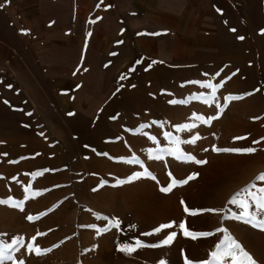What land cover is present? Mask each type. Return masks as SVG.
<instances>
[{"label":"rangeland","instance_id":"obj_1","mask_svg":"<svg viewBox=\"0 0 264 264\" xmlns=\"http://www.w3.org/2000/svg\"><path fill=\"white\" fill-rule=\"evenodd\" d=\"M96 2L0 0V264H202L226 236L264 264L228 203L264 187V0Z\"/></svg>","mask_w":264,"mask_h":264},{"label":"snow or ice","instance_id":"obj_2","mask_svg":"<svg viewBox=\"0 0 264 264\" xmlns=\"http://www.w3.org/2000/svg\"><path fill=\"white\" fill-rule=\"evenodd\" d=\"M242 39V38H241ZM201 87L205 88H212L213 93L215 92V87L210 84L201 85ZM214 98V97H213ZM240 97H231L230 99H239ZM228 99V98H226ZM207 102V101H205ZM179 103H185V101H179ZM195 119H203L202 117H195ZM207 122V121H205ZM185 128L188 127H194L185 125ZM196 139H199V137H196ZM237 139H244L242 137H238ZM192 143H195V139L191 141ZM174 143L179 144V141H174ZM214 151L220 152H235L237 154H252L255 152V149L253 148H247V149H213ZM176 152L179 151L177 148L175 150ZM155 159H160V156L154 157ZM177 158H180L179 156ZM187 160H192V157H187ZM135 163H139L138 160H134ZM197 163H206V161H196ZM37 175H42V173H38ZM154 178V177H153ZM192 177H189L191 179ZM257 181L264 182V173L260 174L257 178ZM188 181H176L175 179L172 180L173 185H183L186 184ZM31 190L29 188L25 189V192L28 193ZM161 191L168 192L171 191V187L168 188H162ZM36 195H39V193H32V197L34 198ZM0 203H5V201H0ZM12 207L19 208L23 210L24 203L17 202V201H10L9 202ZM183 203V201H182ZM229 204H232L236 208L240 209L239 215L233 214V219H242L245 223H250L254 227H259L261 230H264V187H258L257 183H252L249 186L245 187L241 191L237 192L229 201ZM205 211H215L211 209L206 210H190L187 206H185V212L190 215H198L202 214ZM38 218V217H37ZM227 218V217H226ZM28 220L32 221L33 217L28 216ZM174 227V224H167L162 225L159 229H156V232L161 231L162 229L171 228ZM180 229L183 231V234L187 237H190L192 239H197L200 237H206L212 235V233H194L190 232L186 224L184 222H181L179 225ZM220 232H226V229H219ZM175 238V233H172L167 236L165 240H163V245H169L172 240ZM17 245L21 244L20 240H14L11 245L3 243L0 241V262L3 261H12L13 260V252L16 250ZM138 246H144L138 242ZM28 250L35 255H44L46 254V250H43L39 248L38 246H35V244H29ZM121 251H126L131 253L132 251H135L134 247L131 246H124L120 249ZM211 258L208 261L202 262V264H256V261L252 258V256L246 252L242 246L236 242L234 239H232L231 236H226L225 239L221 240L220 243L216 245L215 251H213L210 254ZM15 264V262H14ZM20 264H23V261H20ZM161 264H165L164 261H161ZM185 264H191L190 261L187 260L185 257Z\"/></svg>","mask_w":264,"mask_h":264},{"label":"crops","instance_id":"obj_3","mask_svg":"<svg viewBox=\"0 0 264 264\" xmlns=\"http://www.w3.org/2000/svg\"><path fill=\"white\" fill-rule=\"evenodd\" d=\"M86 1V0H84ZM101 1V2H100ZM103 1V2H102ZM113 2L114 0H97V2L95 4L92 3V9H95V11H99V10H102L103 11V8L105 7L106 4H108L109 2ZM120 1V0H118ZM121 1H124L125 3H127V5H131V3L135 0H121ZM88 4L85 3V7H87ZM118 7H119V4H118ZM102 14L103 16L105 15V13H100Z\"/></svg>","mask_w":264,"mask_h":264},{"label":"bare ground","instance_id":"obj_4","mask_svg":"<svg viewBox=\"0 0 264 264\" xmlns=\"http://www.w3.org/2000/svg\"><path fill=\"white\" fill-rule=\"evenodd\" d=\"M210 187V186H209Z\"/></svg>","mask_w":264,"mask_h":264}]
</instances>
